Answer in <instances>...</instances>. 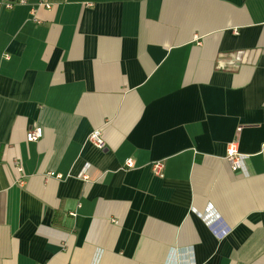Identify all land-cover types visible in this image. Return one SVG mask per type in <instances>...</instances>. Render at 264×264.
Segmentation results:
<instances>
[{
    "label": "crops",
    "instance_id": "crops-1",
    "mask_svg": "<svg viewBox=\"0 0 264 264\" xmlns=\"http://www.w3.org/2000/svg\"><path fill=\"white\" fill-rule=\"evenodd\" d=\"M0 264H264V0H0Z\"/></svg>",
    "mask_w": 264,
    "mask_h": 264
},
{
    "label": "built area",
    "instance_id": "built-area-1",
    "mask_svg": "<svg viewBox=\"0 0 264 264\" xmlns=\"http://www.w3.org/2000/svg\"><path fill=\"white\" fill-rule=\"evenodd\" d=\"M21 3H24V1H20ZM40 6L51 8L52 5L50 3H46L45 1H41ZM7 8H12V4H7ZM44 135V130L41 126H34L32 127L28 133H27V141L29 143L37 142L40 139H42ZM89 142L93 144L98 149H104L105 148V141L102 137V133L100 131H94L89 136ZM243 155L238 151L236 143H232L229 146L228 153H227V161L230 164L231 169L234 172H237L241 169ZM135 167V161L130 158L126 161V168L133 169ZM152 171L155 175L161 176L163 174V171L165 169V164L162 161H157L151 164Z\"/></svg>",
    "mask_w": 264,
    "mask_h": 264
}]
</instances>
